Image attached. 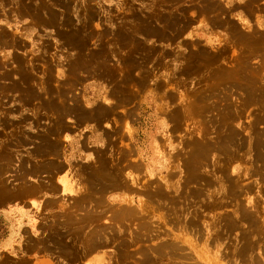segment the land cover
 I'll list each match as a JSON object with an SVG mask.
<instances>
[{
    "label": "rangeland",
    "instance_id": "rangeland-1",
    "mask_svg": "<svg viewBox=\"0 0 264 264\" xmlns=\"http://www.w3.org/2000/svg\"><path fill=\"white\" fill-rule=\"evenodd\" d=\"M174 1L0 0V168L21 191L0 187V264H264V176L246 145L264 149V0ZM217 118L244 143L233 157L209 144ZM85 167L120 186L82 202ZM40 181L53 191L30 193ZM125 206L139 215L118 222Z\"/></svg>",
    "mask_w": 264,
    "mask_h": 264
},
{
    "label": "crops",
    "instance_id": "crops-1",
    "mask_svg": "<svg viewBox=\"0 0 264 264\" xmlns=\"http://www.w3.org/2000/svg\"><path fill=\"white\" fill-rule=\"evenodd\" d=\"M171 2H175L174 0H171ZM169 25H171V23H169ZM1 120V119H0ZM54 151V148H51V146H48V145H43V148H42V154H43V156L44 157H46V156H48V155H51L52 154V152ZM37 153H41V151L40 150H37ZM3 159L4 158H0V164H3L2 163V161H3ZM48 164L50 165V162H48ZM99 165L101 166V168H105V165H104V162H101V163H99ZM99 165H97V167L99 166ZM6 167H9V166H1V168H0V187L1 186H5V188L7 189V190H10L9 191V193L7 192V190L4 192V194L6 195V196H9V197H12V195L13 196H18V194L21 192V191H17L16 190V194H13V189L11 188V189H8V186L10 185V183H8L7 181H5L4 180V178H6L5 176H3L2 175V171H4V172H7V170L8 171H10V172H14L15 171V166H14V168H6ZM59 167H60V165H56V166H54V169H56V170H58L59 169ZM97 167H95V168H97ZM39 168V167H38ZM43 168H47V161L45 160V164H44V166H43ZM86 168V167H85ZM84 168V169H85ZM100 168V169H101ZM30 169H32V168H30L29 166H27L25 163H23L22 164V167H21V169H20V172H19V174L17 173V175H19V176H22V177H24V179H22V180H20L21 181V183H26V181H25V176L26 175H33L34 173H32V171L30 170ZM87 169V168H86ZM97 169H99V167L97 168ZM87 171H88V174H89V176L87 177L88 179V181H87V186L89 187V192L90 193H87V191H86V188L84 189V187H85V185L84 184H81L82 182H80L79 184L81 185V187H82V190H79V191H84V192H82V193H85V194H83V196L81 197L82 198V202L85 200V199H89V200H85V202L86 201H91L90 200V197H88V195H90L91 193H93L94 194V196H95V198H96V200H100L101 198H102V194L105 192V191H107L108 189H111L114 185H119V184H116L115 183V181L117 180L116 178H117V174H114L113 172H112V174L110 173L112 170H106L103 174H101V173H99V172H96V173H90L91 171L89 170V169H87ZM111 174V176H113V177H109V175ZM116 179V180H115ZM85 180V179H84ZM6 182V183H5ZM41 182V184L37 187H34V190H33V192H30V193H36L35 195H37V194H40L41 192H42V190L45 188V189H50V191H53L52 190V186H50L49 185V182L48 181H45V183L44 182H42V181H40ZM120 186V185H119ZM42 187V188H41ZM39 188H41V189H39ZM66 189H68L70 192H73L75 195L79 192H77L72 186L71 187H67V184H66ZM84 189V190H83ZM1 190V189H0ZM23 191V190H22ZM50 191H48L47 190V193L48 194H50L51 195V193H50ZM15 193V192H14ZM81 194V193H80ZM52 198L53 199H58L57 198V195H56V193H54V196H52ZM77 199V198H76ZM58 200H62V199H58ZM73 201H75V199H72ZM91 203H93V200L91 201ZM67 207H69V205H66ZM86 206V205H85ZM88 206V205H87ZM96 205H94V207H95ZM97 207V206H96ZM9 210V209H8ZM8 210L7 209H5V211L6 212H8ZM117 212H119V213H117L116 212V214H118V216L116 217V218H118V222H122L121 220L122 219H124V220H126V219H130L131 217H132V214L134 215V217L136 216V215H139L138 214V211L136 210V207H123V208H121V209H117L116 210ZM137 211V212H136ZM100 213V212H99ZM97 214H98V212L97 211H94V209H93V205H90L89 207H87V212L85 213V214H82L81 215V219H83V220H87L88 221V223H89V219L90 220H92V221H94V218L97 216ZM85 215V216H84ZM128 217H130V218H128ZM120 219V220H119ZM92 221H90V222H92ZM123 223V222H122ZM61 228V227H60ZM58 230V229H57ZM100 242V241H99ZM98 243V242H97ZM182 244V243H181ZM41 264H50L49 262H41Z\"/></svg>",
    "mask_w": 264,
    "mask_h": 264
},
{
    "label": "bare ground",
    "instance_id": "bare-ground-1",
    "mask_svg": "<svg viewBox=\"0 0 264 264\" xmlns=\"http://www.w3.org/2000/svg\"><path fill=\"white\" fill-rule=\"evenodd\" d=\"M62 2V1H61ZM59 4V3H58ZM57 4V5H58ZM61 4V3H60ZM24 5H28V3L27 4H24ZM23 5V6H24ZM29 6V5H28ZM65 9V8H64ZM15 10V9H14ZM49 10V9H48ZM68 12V11H67ZM66 14V13H65ZM53 15V14H52ZM56 15V14H55ZM88 15V14H87ZM48 16V15H47ZM35 17V16H34ZM96 17V16H95ZM64 19V18H63ZM68 19V18H67ZM35 20H37V19H35ZM52 20L54 21L55 19H53L52 18ZM37 22V21H36ZM39 22V21H38ZM61 24V23H60ZM49 26V25H48ZM68 26V25H67ZM14 33V32H13ZM4 35H5V33H3ZM90 35V34H89ZM17 37V36H16ZM63 37V36H62ZM248 37V36H247ZM18 38V37H17ZM67 39V38H66ZM16 40V39H15ZM73 40V39H72ZM67 41H68V39H67ZM110 41V40H109ZM7 42V41H6ZM15 42H17V41H15ZM3 43V42H2ZM48 47V46H47ZM57 47V46H56ZM77 48V47H76ZM15 54V53H14ZM205 57V56H204ZM78 59V58H77ZM80 59V58H79ZM22 60H24V59H22ZM110 61V60H109ZM131 61H132V59H131ZM6 65H8V64H6ZM72 68V67H71ZM221 68V67H220ZM21 69V68H20ZM232 69V68H231ZM5 72V71H4ZM233 72V71H232ZM9 74V73H8ZM209 74H211V73H209ZM230 74V73H229ZM20 75V74H19ZM212 75V74H211ZM225 75V74H224ZM233 75V74H232ZM21 76V75H20ZM213 76H215V75H213ZM219 76V75H218ZM23 78V77H22ZM219 78V77H218ZM218 78H217V80H218ZM213 79V78H212ZM215 80H216V78H214ZM216 80V81H217ZM210 81V80H209ZM216 81H215V83H216ZM29 83H30V81H29ZM250 84L249 85H246L245 86V88L246 89H248V92H250V91H252L253 90V87H256L255 86V84L256 83H252V82H249ZM221 84H223V83H221ZM233 84H235V83H233ZM233 84H227L226 85V87L224 86V88L226 89L227 87L229 88L230 86H232ZM251 84H253V85H251ZM211 85V84H210ZM209 85V86H210ZM213 85V84H212ZM211 85V86H212ZM224 85V84H223ZM217 86V85H216ZM244 86V85H243ZM205 87V86H204ZM234 88V87H233ZM236 88V87H235ZM206 89V88H205ZM208 89V88H207ZM224 89V90H225ZM22 90V89H21ZM239 90V89H238ZM205 91V90H204ZM212 91V90H211ZM227 91V90H226ZM229 91V90H228ZM255 91V90H254ZM202 92V91H201ZM214 92H215V90H214ZM209 93V92H208ZM226 93V92H225ZM194 94V93H193ZM203 94V92L202 93H200V95H202ZM205 94V93H204ZM252 94H254V93H252ZM35 95V94H34ZM211 97H212V95H210ZM216 96H218V95H216ZM33 97V96H32ZM197 97H200L199 95H197ZM205 97H207V96H201V100H205ZM213 97H214V95H213ZM220 97V96H219ZM31 98V97H30ZM223 98V97H222ZM195 99V98H194ZM193 99V100H194ZM198 99H200V98H198ZM261 99V98H260ZM22 100V99H21ZM201 100H199V101H201ZM211 100V99H210ZM196 101V100H195ZM5 103V102H4ZM25 103V102H24ZM222 104V103H221ZM5 105V104H4ZM65 106V105H64ZM205 106H207V105H205ZM228 106V105H227ZM231 107V106H230ZM207 108V107H206ZM6 109V108H5ZM217 113V112H216ZM211 114V113H210ZM4 115V114H3ZM45 117V116H44ZM2 118V117H1ZM5 118V117H4ZM3 118V119H4ZM10 120V119H9ZM1 121V120H0ZM3 121V120H2ZM229 122V121H228ZM5 124V123H4ZM226 124V123H225ZM215 125H216V127H218V129L221 131V133H222V135L220 134V140H218L219 141V143H223V144H219V143H217V142H214V143H212V141L211 142H209V144L210 145H226V152H231V153H229L230 155L229 156H232V154L233 155H235L234 153L236 152V151H239L240 152V150H242L243 148H244V143H241V140L239 139V137H237V136H233V134H231L230 132H228V131H225L224 130V124H223V119H221V118H217L216 119V121H215ZM229 125V124H228ZM226 126V125H225ZM227 127V126H226ZM229 129V128H228ZM205 131H206V129H205ZM3 132V131H2ZM1 132V133H2ZM5 133V132H4ZM7 135V134H6ZM5 136V135H4ZM17 137V136H16ZM212 138H214V137H212ZM218 139V138H217ZM249 144V143H248ZM248 144H246L248 147H247V150H248V152L251 154V157H252V161H254V163L256 164V166H257V173L259 174V175H263L264 176V149L262 148V146H263V144L262 145H255V146H257V147H255V146H253L252 147V145H248ZM260 146V147H259ZM213 148V147H212ZM209 150H212L210 147H204V146H199V145H196L195 146V148L193 149V152H192V154H193V156L195 157V158H198V156H201L202 155V157L203 156H205L206 154H207V152L209 151ZM216 152V151H215ZM222 152V151H221ZM226 152H224V153H226ZM233 152V153H232ZM241 152H244L243 154H246V152L245 151H241ZM188 154V153H187ZM238 154V153H237ZM190 155V154H189ZM228 155V154H227ZM240 155H242V154H240ZM239 155V156H240ZM216 156V155H215ZM233 157V156H232ZM210 159V158H209ZM221 159V158H220ZM251 161V162H252ZM257 162H259V163H257ZM193 162L191 161L190 162V164H188V166H190V167H193V166H195V164H192ZM249 164V163H248ZM220 165V164H219ZM219 171V170H218ZM256 173V174H257ZM224 177V176H223ZM252 177V176H251ZM227 178V177H226ZM210 179V178H209ZM208 179V180H209ZM219 179V178H218ZM211 180V179H210ZM209 180V181H210ZM221 180H225V179H221ZM228 180H230V183L232 184V182H231V179H228ZM194 181H195V179H194ZM193 181V182H194ZM218 180L217 179H213V183L214 182H216L217 184H218V186L219 187H224L225 188V184L226 183H224V182H221V183H219L220 182V179H219V182H217ZM237 181L238 180H235V182L237 183ZM228 182V181H227ZM198 182H196V184H197ZM200 183V182H199ZM207 183H209V182H207ZM205 184V183H204ZM212 184V183H211ZM228 184V183H227ZM214 185V184H213ZM229 185V184H228ZM235 185V184H234ZM233 184L232 185H230V186H234ZM264 186V185H263ZM228 187V186H227ZM223 188V189H224ZM203 189H205V187L203 188ZM229 188H227V190H228ZM232 189V188H231ZM158 189H156V191H157ZM233 190V189H232ZM235 191V190H234ZM230 192V191H229ZM231 193H233V192H231ZM162 194V193H161ZM203 194V193H202ZM201 194V195H202ZM229 195V194H228ZM233 195V194H232ZM204 196V195H203ZM199 198V197H198ZM203 200V199H202ZM201 203V202H200ZM208 203V202H207ZM198 206V205H197ZM205 207H206V205H205ZM204 207V208H205ZM254 212V211H253ZM245 214H247V213H245ZM242 216V215H241ZM252 216H254L255 217V215H252ZM134 217V216H133ZM132 217V218H133ZM243 217V216H242ZM249 216H247V218H248ZM239 219H240V217H238ZM245 218V217H244ZM243 218V219H244ZM246 218V219H247ZM258 219V218H257ZM194 220V219H193ZM192 220V221H193ZM197 220V219H196ZM195 220V221H196ZM226 220V219H225ZM247 220H249V221H252V220H250V218H248ZM234 221V220H233ZM187 222V221H186ZM224 222V221H223ZM232 222V221H231ZM235 222V221H234ZM240 222H241V220H240ZM254 222H256V221H254ZM253 222V223H254ZM231 224V223H230ZM247 224V223H246ZM195 225V224H194ZM232 225H234V224H232ZM236 226H237V224H235ZM137 226V225H136ZM228 226V225H227ZM223 227V226H222ZM225 227V226H224ZM231 227V226H230ZM196 228V227H195ZM90 232V231H89ZM219 233H221V232H219ZM146 234H148V233H146ZM227 234V233H226ZM101 235V234H100ZM99 235V236H100ZM146 236V235H145ZM148 236L149 235H147V239H148ZM102 237V236H101ZM142 238V237H141ZM74 239V238H73ZM84 239V238H83ZM99 240H93L92 241V244H93V246H95L94 244H96L95 242H99L100 241V238H98ZM143 239V238H142ZM146 239V238H145ZM144 239V241H146ZM103 240V239H102ZM148 241V240H147ZM94 242V243H93ZM89 243V242H88ZM90 243H91V241H90ZM164 243H166V244H164ZM170 243V242H169ZM169 243H167V242H163V243H161L160 244V246H157L156 248L157 249H159V250H161V251H163L164 252V249L166 248V251H165V253H167L168 255L170 254V255H173L172 254V252H174V251H178V250H180L181 252L178 254V256H185L189 251L186 249V248H180V247H175L174 245H172V244H169ZM180 243H181V241H180ZM159 244V243H158ZM157 244V245H158ZM163 244V245H162ZM251 244V243H250ZM253 244V243H252ZM87 246H89V244L87 245ZM90 246H92V245H90ZM89 246V247H90ZM125 246V245H124ZM150 246V245H149ZM69 247V246H68ZM88 247V248H89ZM143 247V246H142ZM81 248V247H80ZM144 248V247H143ZM151 248V247H150ZM154 248V247H153ZM155 248V249H156ZM141 249V248H140ZM87 251V250H86ZM120 251V250H119ZM159 252V251H158ZM121 253V252H120ZM153 253H155L154 252V250H153ZM145 255V254H144ZM86 257V256H85ZM146 257H148V256H146ZM143 258H145V257H143ZM72 258H70V260H71ZM135 259V258H134ZM151 259H152V257H151ZM70 260H68V261H70ZM142 260V259H141ZM149 260V259H148ZM147 260V261H148ZM75 261V260H74ZM142 261H144V260H142ZM146 262V261H145ZM150 262V261H149ZM148 262V263H149ZM154 262V261H153ZM72 263V262H71ZM188 263H190V262H188Z\"/></svg>",
    "mask_w": 264,
    "mask_h": 264
}]
</instances>
